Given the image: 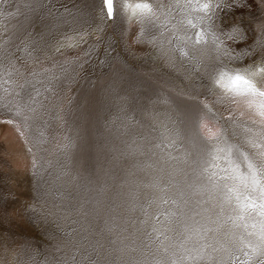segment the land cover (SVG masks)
Wrapping results in <instances>:
<instances>
[{"label": "rangeland", "instance_id": "obj_1", "mask_svg": "<svg viewBox=\"0 0 264 264\" xmlns=\"http://www.w3.org/2000/svg\"><path fill=\"white\" fill-rule=\"evenodd\" d=\"M33 2L0 0V79H7L10 62L23 71L26 61L27 69L41 72L34 79L25 71L32 83L23 90L0 85V96L9 87V99L26 106L17 116L0 102V127L6 120L19 124L34 155L27 196L0 158V264H49L53 258L72 264L73 256L76 264H171L172 248L166 253L164 247L181 239L184 223H191L171 199L181 189L191 191L185 181L202 182L192 163L201 101L214 113L231 112L208 92L217 44L234 57H224L230 66L264 63V0H219L213 27L202 22L208 42L199 45L193 40L203 14L185 7L187 0H150L163 5L165 16L144 22L129 21L118 10L119 0L115 18L103 21L102 0H39L44 6L30 12ZM66 36L83 42L67 47ZM66 60L74 63L61 72L58 65ZM43 68L55 74V94L36 83L48 84ZM33 84L41 93L36 104L29 99ZM199 123L204 136L221 126L208 118ZM185 151L191 154L187 161ZM195 200L207 201L203 207L213 216L219 211L216 194L191 197L189 207ZM170 209L177 214L168 222L164 213ZM236 255L240 264L244 257Z\"/></svg>", "mask_w": 264, "mask_h": 264}, {"label": "snow or ice", "instance_id": "obj_2", "mask_svg": "<svg viewBox=\"0 0 264 264\" xmlns=\"http://www.w3.org/2000/svg\"><path fill=\"white\" fill-rule=\"evenodd\" d=\"M43 6L39 0H34L27 7L32 12ZM185 7L203 14L197 18L201 22V28L196 32L193 44H206L209 33L202 22L207 20L208 28L213 27L214 17L220 8L219 0L215 3L213 0H187ZM162 8V4L150 0H119L118 5V10L126 18H135L139 22L161 19L165 16ZM116 12L117 0H102L100 8L102 21L105 18L113 20ZM188 23L194 29L197 27L192 20ZM77 35L82 36L83 33ZM211 36L212 42L217 43L215 32H212ZM65 39L69 41L67 47H78L79 43L83 42L80 40L71 43L74 40L73 36H66ZM179 51L182 56L188 55L184 47H180ZM216 51L218 65L210 74L212 83L208 87V92L214 97L215 104L226 105L231 110L228 119L232 123L233 133L235 134L236 129H240L244 134V142L252 151L244 150L241 145L229 143L228 130L224 126L216 132L209 128L206 136L201 135L200 120L214 119L219 124L224 119L223 115L213 112V106L207 101H201L202 114L197 121L196 130L199 145L193 142L195 158L192 163L199 169L193 171L198 178H202V182L196 184L185 181L191 191L181 189L177 194L178 199H171V204L180 209L181 218L185 221L190 220L191 223H184L183 237L165 246L164 251L167 253L169 247L172 248L171 264H236V261L240 260L236 255L237 252L244 257L240 264H264V63L247 67L230 66L229 60L234 57H231L227 50H221L220 44H217ZM224 57H228L229 60H225ZM71 63L74 61L66 60L58 67L61 72H67V66ZM25 71H28L34 79L41 75V72L35 68L27 69L26 61L23 71L10 62L4 73L7 79H0V85H15L23 90L26 84L32 83L25 75ZM42 72L48 76V84L40 80H36V83H40L45 92L52 91L55 94V89L51 87V81L56 79L55 74L48 68H43ZM32 86L35 96H30L29 99L32 104H36L38 102L36 96L41 93L35 84ZM3 93L0 102L13 108L17 116L22 115L26 106L19 100L9 99V87H3ZM11 95L18 97L20 93L12 87ZM30 110L35 111L34 108ZM237 116L247 117V120L257 127L253 129L247 124L240 123ZM8 123L13 121L10 120ZM165 131L179 136V132L174 129L165 128ZM170 146L175 147L174 140L171 141ZM155 147L160 148L161 144L158 143ZM136 150V148L131 149L132 152ZM140 150L142 151V148ZM190 155L185 151L186 161ZM168 157L176 159L171 153H168ZM151 187H159V185L153 184ZM205 192L216 194L220 198L219 211L215 212L214 216L209 214L208 208L203 207L207 203L205 200H195L193 206L189 207L191 197L203 196ZM161 203L167 204L168 200L162 197ZM226 207L231 209V214H225ZM176 214L171 209L164 213L168 222ZM226 224L228 227L225 230ZM153 231L159 232L155 227ZM164 240L170 238L164 236ZM161 243L163 244V241ZM216 253L223 255L217 259L214 255ZM71 259L72 264H76L75 257ZM49 264H57V261L53 258ZM59 264H67V261L61 260Z\"/></svg>", "mask_w": 264, "mask_h": 264}, {"label": "bare ground", "instance_id": "obj_3", "mask_svg": "<svg viewBox=\"0 0 264 264\" xmlns=\"http://www.w3.org/2000/svg\"><path fill=\"white\" fill-rule=\"evenodd\" d=\"M133 20H135V18L129 19V21L132 22ZM224 112H225V115L223 116L224 119L221 120L220 123L221 126L226 127L228 130L227 134H228L229 143H234L237 145L242 144L243 148H245L248 151L249 146L244 142V134L242 135L239 134L237 130L235 134L233 133L232 123L228 119L231 112H226V111ZM237 119L247 120V117L240 118L239 116H237ZM1 124L2 127H0V158H4L11 165V170L10 172L9 171L8 172L10 173V178L13 180V184L18 182L17 184H19L18 186L20 188L24 187V190H21L24 191L23 192L24 195L27 196L29 194H32L30 192V186H31L30 170L32 169V164L34 162L33 159L34 155H32V150L29 142L30 140L28 139L25 131L19 124L15 122L8 123L7 120L6 122ZM244 124H247L248 127H252L253 129L257 127L247 121H245ZM3 168L5 169V167Z\"/></svg>", "mask_w": 264, "mask_h": 264}]
</instances>
